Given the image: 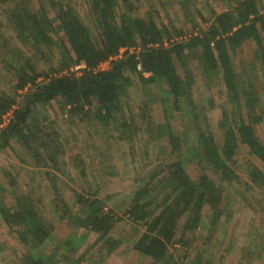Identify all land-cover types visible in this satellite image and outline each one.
Wrapping results in <instances>:
<instances>
[{
  "label": "trees",
  "instance_id": "obj_1",
  "mask_svg": "<svg viewBox=\"0 0 264 264\" xmlns=\"http://www.w3.org/2000/svg\"><path fill=\"white\" fill-rule=\"evenodd\" d=\"M142 1L86 0V22L72 0H0L9 6L6 23L2 21L6 30L0 31V58L14 75L12 93H0V150L19 144L35 167L47 168L56 195L49 202L50 210L72 229L66 239L58 238L55 224L40 210L32 193L14 189V201L9 205L0 181V219L25 247L22 264H80L90 249L74 258V245H83L90 232L99 234L97 243H101L100 253L105 256L123 244L113 235L120 218L112 210L106 211L107 200L99 196L101 185L95 190L91 185L89 193L76 192V209L62 197L57 176L51 171L59 168L62 143L58 133L36 117L37 108L53 102L59 104L62 114L81 115L83 121L96 122L109 138L112 129L116 130L118 139L129 142L133 151L135 140L144 141V155H149L152 143L166 138L156 161L148 160L144 164L148 169L136 177L139 186L126 210L136 226V233L130 235L132 250L155 262L215 264L211 246H207L222 214L223 186L208 170L231 185L242 182L237 169L244 166L252 183L264 186V143L255 128L264 117V75H258L253 67L244 78L233 60L241 45L252 41L256 44L253 66L259 61L264 70V0H230L227 9L220 13L211 9L209 17L196 7L208 24L190 36L158 22L151 11L142 15ZM187 14L191 15L189 9ZM55 45L60 46L59 63L44 72L38 55L49 57ZM131 47L135 51L119 56L122 48ZM106 60H110L109 67L97 70ZM195 60L209 82L213 76L220 77L226 88L230 106L222 109L218 122L221 142L208 123L204 107L194 98ZM79 64L85 66L81 76L63 73ZM135 81L145 88L154 84L162 91L164 122L154 123L147 104L153 102L150 97L139 113L134 109L129 90ZM171 112H180L190 120L186 129L176 132L170 123ZM8 113L11 117L3 126ZM242 144L262 166L249 161L240 164ZM191 157L203 170L197 180L183 163ZM74 159L78 166H85L80 155ZM81 173L86 175L85 167ZM206 210L210 211L208 217ZM137 225L144 227L142 233H138ZM171 247L185 249L181 263L174 259Z\"/></svg>",
  "mask_w": 264,
  "mask_h": 264
},
{
  "label": "rangeland",
  "instance_id": "obj_2",
  "mask_svg": "<svg viewBox=\"0 0 264 264\" xmlns=\"http://www.w3.org/2000/svg\"><path fill=\"white\" fill-rule=\"evenodd\" d=\"M72 1L81 17L88 22L86 0ZM183 1L186 4H183ZM231 1L236 2V0ZM229 2L230 0H143L140 4V13L146 15L148 11H151L158 22L182 30L184 32L182 36H190L208 24L199 16L196 7L200 8L204 17H209L211 9L220 13L227 9ZM8 8V5L0 3V31L2 32L6 30L2 21L6 23L5 11ZM187 9L191 11L190 16L187 14ZM51 16L53 17L54 13H51ZM55 36L56 39H59V34L56 33ZM13 40L11 38L12 44L18 46V42ZM59 47V45H55L49 57L38 55L37 62L44 72H47L51 65H58L61 58ZM255 49L254 42H244L233 57L235 65L244 78H247L248 69L253 67L256 68L258 75H264L259 61L253 66ZM127 51L132 52L135 49L133 47L124 48L122 53ZM109 64L107 61H103L97 70L107 69ZM176 64L180 67L177 61ZM192 66L196 75L193 87L195 101L199 106L204 107L203 112L208 118V123L217 140L221 142L222 132L218 122L221 119L222 109L227 105L230 106L225 85L220 77L215 76L209 82L197 60L192 63ZM84 67V65L80 68L73 66L63 73L79 77L83 74ZM40 80H43V77ZM13 85V72L4 67L0 58V93L3 91L12 93ZM129 92L132 106L138 113L143 107L144 101L146 103L147 97H150L153 102L148 101L147 104L154 123L165 121L166 114L161 102L162 91L156 85L153 84L145 88L135 81ZM211 100H213V104H211ZM170 115V123L176 132L183 131L189 125L190 120L180 112H171ZM10 117L11 113L5 115L3 126L9 122ZM36 117L49 130H55L62 143L63 153L58 156L59 168H53L51 171L57 176L56 182L62 192L63 199L72 206V209H76L77 204L73 206L76 192L89 193L91 185L94 186V190L98 185H101L99 196L107 200L106 211L112 210L120 218L113 235L121 238L123 244L113 254L105 256L100 253L101 243H97L99 234L90 232L83 245H74L76 249L73 252V257L78 258L85 250L90 249L86 254V260L80 264H162L132 250L130 235L136 233V226L126 214V210L134 196L133 192L139 186L135 181L136 177L143 169H148L144 167L148 160L156 159L155 157L162 150L160 148L164 147L160 145H166V138L150 143V153L144 155L141 150L142 145L146 144L144 141L135 140L136 151H133L129 148L131 145L129 142L118 139L116 130L112 129L113 136L109 138L106 131L96 122L83 121L81 115L62 114L57 102L37 108ZM255 128L260 140L264 143V117L260 123L256 124ZM190 143L193 144L192 141H189ZM14 145L0 150V181L6 189L4 192L5 201L9 205L13 204L12 191L14 189L32 193L38 199L40 210L55 224L58 238L66 239L72 229L66 220H57L50 210L49 202L56 195L46 173L47 168L35 167L33 159L21 146ZM77 155H80L85 166L77 165V161L74 159ZM101 155L105 157L103 160ZM170 157L171 155H168L166 159L170 160ZM239 158L240 164L249 161L262 166L259 159L250 154L249 148L245 144L240 146ZM183 163L186 171L194 180H197L203 173L196 158H187ZM245 166L247 168L248 165ZM82 167L86 168V175L81 173ZM208 171L211 177L223 186L222 214L207 246H211V255L214 257L215 264H264V186L254 185L244 166L237 169L242 182H235L231 185L222 183L215 172ZM109 196L110 199H107ZM209 212L207 210L204 212L206 217L209 216ZM137 229L138 233H142L144 227L137 225ZM253 242L254 244H252ZM184 251V248L175 250L174 247H171L174 259L179 263H181ZM24 252L25 247L18 236L0 219V264H22L21 259ZM188 260L191 259L188 258Z\"/></svg>",
  "mask_w": 264,
  "mask_h": 264
},
{
  "label": "built area",
  "instance_id": "obj_3",
  "mask_svg": "<svg viewBox=\"0 0 264 264\" xmlns=\"http://www.w3.org/2000/svg\"><path fill=\"white\" fill-rule=\"evenodd\" d=\"M124 51V48H122L121 50H120V54H119V56H122L123 55V52ZM108 63H110V60H106ZM83 66V64H79V65H76L75 66V68H80V67H82ZM139 69H141V66H139L138 67Z\"/></svg>",
  "mask_w": 264,
  "mask_h": 264
}]
</instances>
